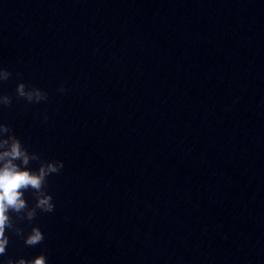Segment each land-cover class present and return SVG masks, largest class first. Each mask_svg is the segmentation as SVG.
Instances as JSON below:
<instances>
[{
  "label": "water",
  "instance_id": "water-1",
  "mask_svg": "<svg viewBox=\"0 0 264 264\" xmlns=\"http://www.w3.org/2000/svg\"><path fill=\"white\" fill-rule=\"evenodd\" d=\"M0 67L27 167L63 161L0 259L264 264V0H0Z\"/></svg>",
  "mask_w": 264,
  "mask_h": 264
},
{
  "label": "clouds",
  "instance_id": "clouds-1",
  "mask_svg": "<svg viewBox=\"0 0 264 264\" xmlns=\"http://www.w3.org/2000/svg\"><path fill=\"white\" fill-rule=\"evenodd\" d=\"M9 75L7 69L0 67V82L7 80ZM64 90L63 85L58 88L59 92ZM15 92L28 101L38 102L44 98L39 88H28L23 81L17 82ZM9 102V96L0 92V105H7ZM35 159H38L37 155L28 152L9 125L0 122V257L6 252L8 230L13 227L11 213H23L25 218L32 220L37 210L51 212L54 209L52 195L44 191V185L50 174L57 173L63 167V161L49 160L41 162L35 169L27 167L30 160ZM29 189L35 194L32 207L28 206L25 199V192ZM15 232L22 236L26 245H36L44 238L41 228L35 224L27 232H22L19 228ZM0 264H47V256L41 251L31 260L21 256L16 259H0Z\"/></svg>",
  "mask_w": 264,
  "mask_h": 264
}]
</instances>
